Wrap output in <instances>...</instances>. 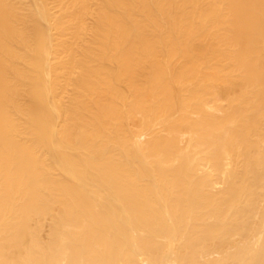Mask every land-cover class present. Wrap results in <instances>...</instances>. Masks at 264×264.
<instances>
[{
  "label": "bare ground",
  "instance_id": "1",
  "mask_svg": "<svg viewBox=\"0 0 264 264\" xmlns=\"http://www.w3.org/2000/svg\"><path fill=\"white\" fill-rule=\"evenodd\" d=\"M0 264H264V0H0Z\"/></svg>",
  "mask_w": 264,
  "mask_h": 264
}]
</instances>
